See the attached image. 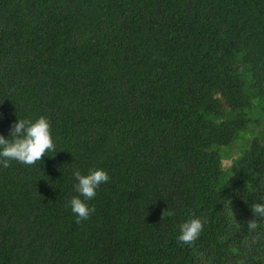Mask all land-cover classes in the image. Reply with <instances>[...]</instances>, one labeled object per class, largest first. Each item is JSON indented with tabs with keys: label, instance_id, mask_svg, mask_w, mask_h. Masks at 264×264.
<instances>
[{
	"label": "trees",
	"instance_id": "trees-1",
	"mask_svg": "<svg viewBox=\"0 0 264 264\" xmlns=\"http://www.w3.org/2000/svg\"><path fill=\"white\" fill-rule=\"evenodd\" d=\"M263 106L264 0H0V135L55 145L0 166V264H264ZM76 169L110 177L81 223Z\"/></svg>",
	"mask_w": 264,
	"mask_h": 264
},
{
	"label": "clouds",
	"instance_id": "clouds-1",
	"mask_svg": "<svg viewBox=\"0 0 264 264\" xmlns=\"http://www.w3.org/2000/svg\"><path fill=\"white\" fill-rule=\"evenodd\" d=\"M11 136V139L8 137ZM5 138L0 135V166L9 167V161L15 160L24 165H34L42 160L49 151L55 152V145L51 135L50 122L43 116L35 120H17L10 129V135ZM226 163V162H225ZM77 183L75 191L79 196H74L69 201L72 212L76 215V222L81 223L89 219L95 211L85 201L92 200L96 195V189L109 181L110 177L103 169H90L87 175H82L79 169L73 172ZM83 197L82 200L80 197ZM255 217L264 218V202L253 203L251 207ZM173 212L168 209L162 212L165 216H172ZM255 219L248 221V228L255 229ZM177 240L182 245H192L199 239L204 222L199 218H192L179 226Z\"/></svg>",
	"mask_w": 264,
	"mask_h": 264
},
{
	"label": "rangeland",
	"instance_id": "rangeland-1",
	"mask_svg": "<svg viewBox=\"0 0 264 264\" xmlns=\"http://www.w3.org/2000/svg\"><path fill=\"white\" fill-rule=\"evenodd\" d=\"M254 121L252 123H249L247 129L240 131V135L243 136L241 138V141H236L237 146L236 149H240L241 145L245 140H248L250 135L253 134L256 130L260 131L261 129H264V106L263 108H258L254 110L252 113ZM257 123V124H256ZM255 124L257 126H255ZM252 126H255L254 128Z\"/></svg>",
	"mask_w": 264,
	"mask_h": 264
}]
</instances>
